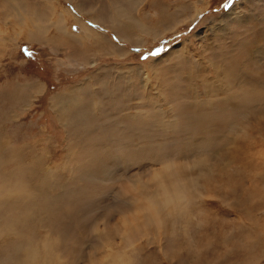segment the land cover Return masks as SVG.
I'll use <instances>...</instances> for the list:
<instances>
[{
	"label": "rangeland",
	"instance_id": "1",
	"mask_svg": "<svg viewBox=\"0 0 264 264\" xmlns=\"http://www.w3.org/2000/svg\"><path fill=\"white\" fill-rule=\"evenodd\" d=\"M1 150L0 264H264V0H0Z\"/></svg>",
	"mask_w": 264,
	"mask_h": 264
},
{
	"label": "bare ground",
	"instance_id": "2",
	"mask_svg": "<svg viewBox=\"0 0 264 264\" xmlns=\"http://www.w3.org/2000/svg\"><path fill=\"white\" fill-rule=\"evenodd\" d=\"M183 9V8H182ZM181 9V10H182ZM163 10V9H162ZM185 10V9H184ZM183 11V10H182ZM186 11V10H185ZM197 12V14H198V12L199 11H196ZM161 15V14H160ZM125 16V15H124ZM161 16H163L166 20L167 19H169L170 18V15H161ZM160 16V17H161ZM172 17H174V15H172ZM118 19V18H117ZM62 18L56 23V26L57 27H59V28H61V30H63L64 32H65V34L67 35V37L69 38V39H74V37L71 35V33H68L67 31H66V29L62 26ZM77 20V19H76ZM84 20V19H83ZM96 21H99V20H97V19H95ZM173 20H175V19H173ZM172 20V21H173ZM184 20V19H183ZM172 21H169L170 23L172 22ZM181 21H182V19H181ZM77 22H80V23H83V21H81L80 19H78L77 20ZM169 23V24H170ZM178 23H180V22H178ZM135 24H136V26H135ZM109 26H107L109 29H111V30H113L118 36H120V37H122V38H127L128 36H130V34H129V30H130V28L132 27V26H134V29H136V30H139V31H141V32H143V33H145V34H150L151 36H153L154 38H156L157 36H159V35H154V34H152V32L150 31V29L146 26V24L144 23V22H140V23H138L137 22V20L136 19H134V18H130V19H128V21H123V20H116V21H111L109 24H108ZM180 25V24H179ZM159 27V26H158ZM170 26H167V28H169ZM137 32V31H136ZM129 34V35H128ZM129 38V37H128ZM102 39H104V38H102ZM78 40H80L81 41V39H79L78 38ZM127 40V39H126ZM76 41V40H75ZM232 61V60H231ZM233 62V61H232ZM234 63V62H233ZM233 69V68H232ZM228 71V70H227ZM63 97V96H62ZM66 99V98H65ZM66 101V100H65ZM222 107V106H221ZM220 108V107H219ZM223 108V107H222ZM228 108V107H227ZM221 109V108H220ZM222 111H223V109H222ZM209 114V113H208ZM206 116V114H204V115H202L201 117H200V113L198 114V113H194L193 114V116L190 118V119H193V121L194 120H198L197 121V123L201 126V124L203 123V121H205V119L207 118V117H205ZM219 116V115H218ZM208 118H210V114H209V117ZM184 120V119H183ZM209 120H211L212 122L211 123H213V120L212 119H209ZM208 120V121H209ZM191 121V120H190ZM192 121V122H193ZM205 123V122H204ZM210 123V124H211ZM209 124V123H208ZM209 124V125H210ZM195 125V124H194ZM199 126V127H200ZM203 126H204V128H205V124L204 125H202V127H200V129L201 128H203ZM207 126V125H206ZM167 127H169V126H167ZM214 127V126H213ZM212 127V128H213ZM202 129L201 131H203V130H207L209 133L211 132V130H209L208 129V127H206L205 129ZM199 129V130H200ZM1 148H4L3 146H1ZM5 151V150H4ZM7 151V150H6ZM5 151V152H6ZM2 152V150L0 151V153ZM8 152V151H7ZM4 152H2V154H3ZM12 155H14V152L13 151H11L10 152ZM5 154V153H4ZM2 156V155H1ZM4 156V155H3ZM6 156H8L7 154H6ZM16 157V156H15ZM20 158V157H19ZM2 159H4V158H2ZM1 159V160H2ZM99 159V158H98ZM5 160V159H4ZM97 160V158L94 160V161H92L93 163H95L96 164V161ZM102 160V159H101ZM17 162V161H16ZM4 163H5V161H4ZM8 163V162H7ZM95 164H91V165H95ZM100 164H101V162H100ZM102 164H103V161H102ZM101 164V165H102ZM26 165V164H25ZM98 165V164H97ZM97 165H95L96 167H97ZM100 165V166H101ZM104 165V164H103ZM106 165V164H105ZM105 165H104V167H105ZM12 166V165H11ZM15 166V165H14ZM13 166V167H14ZM99 166V165H98ZM0 167H1V165H0ZM9 167V166H8ZM96 167L94 168V169H96ZM103 167V166H102ZM102 167H100V168H102ZM107 167V166H106ZM37 168V167H36ZM35 168V169H36ZM92 169H93V167H91ZM99 167H98V169H100ZM15 169H18V168H15ZM93 169V170H94ZM105 169V168H104ZM104 169H100V171H103ZM6 170V169H5ZM9 170H10V167H9ZM29 170H32V168L30 167V168H28V171ZM37 170H38V168H37ZM36 170V171H37ZM11 171V170H10ZM12 171H13V169H12ZM16 171V170H15ZM84 171V170H83ZM96 173H98L96 170H94ZM99 171V172H100ZM1 172V171H0ZM21 172H22V170H21ZM24 172L25 171H23V174H19L20 173V171H19V173L18 174H12V175H10V173H9V175H10V177L8 178L9 180H10V182L12 183V186L14 187V188H12V187H10V189L11 190H9V189H7L9 186H8V182H5V181H2V179H3V177H5V176H3V174L1 175V177H2V179L0 178V189H3V188H5V189H7L8 191H10V193H11V196H13L12 198H13V202L15 203V205L16 206H18L16 203H18L19 201L20 202H22L21 203V205H20V208H19V206H18V211H19V214H17V215H20V216H24V217H28L30 214H32V212H34V210H36V208L37 207H35V205L36 206H38L39 205V201H43V203L45 204V205H47L46 203H48L49 201H50V199H52L53 200V198H55L56 196L55 195H57V194H59V188H58V185L56 184V183H54L53 182V180H52V176L50 175V174H43V175H36V174H34V176L31 174V175H29V174H24ZM30 172V171H29ZM29 172H26V173H29ZM2 173V172H1ZM88 173V172H87ZM90 173H93V171H91ZM5 174V173H4ZM6 174H8L7 173V171H6ZM5 174V175H6ZM6 176H8V175H6ZM7 180V179H6ZM2 181V182H1ZM9 182V183H10ZM5 185H7L6 187H5ZM3 187V188H2ZM6 190V191H7ZM4 193H6L7 194V192H4ZM5 194V195H6ZM60 196V195H59ZM58 196V197H59ZM64 196V195H63ZM58 197H57V199H58ZM167 197V196H166ZM40 198H42V200L40 199ZM60 198V197H59ZM181 198V195H180V193L179 192H174V196H171V198L169 199V201L170 200H174V201H177V200H179ZM5 199H6V197H5ZM9 199V198H8ZM61 199H64L63 197L61 198ZM10 200V199H9ZM8 200V201H9ZM56 200V199H55ZM1 201V200H0ZM6 201V200H5ZM57 201V200H56ZM63 201V200H62ZM65 201V200H64ZM66 201H67V198H66ZM153 201V200H152ZM2 202V201H1ZM7 202V201H6ZM8 203V202H7ZM14 203H13V205H14ZM42 203V202H41ZM179 203V202H178ZM2 203H0V205H1ZM52 204V203H51ZM159 204V203H158ZM5 205V204H4ZM12 205V206H13ZM153 205V204H152ZM7 206V205H6ZM11 206V207H12ZM14 207V210L17 208V207ZM48 206V205H47ZM53 206V205H52ZM55 206V205H54ZM53 206V207H54ZM1 207H4V206H2L1 205ZM0 207V208H1ZM45 207V206H44ZM63 207H65V206H63ZM63 207H61V208H63ZM2 210H3V208H1ZM55 209V208H54ZM53 209V210H54ZM66 208H63V209H60V212H61V210H62V214H60L63 218H65V219H67V217H69V218H71V213L69 214L68 213V211H69V209L67 208V210H65ZM45 210H46V208H45ZM157 210V209H156ZM7 211V210H6ZM10 211H12V208H11V210ZM48 211V210H47ZM59 211V210H58ZM71 211V210H70ZM15 212V211H14ZM14 212H12V213H14ZM17 212V211H16ZM45 212V211H44ZM43 212V213H44ZM56 212L57 211H55V214H56ZM8 213H10V212H8ZM7 213V214H8ZM52 213H54V212H52ZM0 214H3L2 212H0ZM40 214V213H39ZM54 214V215H55ZM69 214V215H68ZM48 215V214H47ZM49 215H50V213H49ZM59 215V214H58ZM73 215H74V212H73ZM8 216V215H7ZM14 216H16V214H14ZM51 216V215H50ZM53 216V215H52ZM57 216V215H56ZM55 217V216H54ZM58 217V216H57ZM7 217H5V219H6ZM12 218V217H11ZM16 218H18V217H16ZM56 218V217H55ZM61 218V217H60ZM62 218V220H64ZM12 219H14V217L12 218ZM52 219V218H51ZM54 219V218H53ZM3 220H4V218H3ZM18 220H20V219H18ZM17 220V221H18ZM61 220V221H62ZM58 221H60V220H58ZM58 221H55V222H58ZM11 222V221H10ZM9 223V222H8ZM33 223V222H32ZM54 223V222H53ZM65 223V222H64ZM67 223V222H66ZM13 224H15L14 223V221H13V223H12V225ZM17 224V223H16ZM56 224V223H55ZM57 224H61V223H57ZM57 224H56V228H57ZM11 225V226H12ZM51 225H53V224H51ZM64 225H66V224H64ZM10 226V227H11ZM13 226H15V225H13ZM12 226V227H13ZM54 226V225H53ZM61 226H63V225H61ZM61 226H59L58 225V227L59 228H61ZM31 227H33V226H31ZM66 227V226H65ZM30 228V227H29ZM53 228V227H52ZM51 228V229H52ZM55 228V226H54V228L53 229H56ZM8 229V228H7ZM19 229V228H18ZM52 229V230H53ZM10 230H11V228H10ZM13 230V229H12ZM32 230V229H31ZM58 230V229H57ZM17 231V230H16ZM54 232H55V234H58L57 233V231H55V230H53ZM12 232H15V231H12ZM62 232V231H61ZM22 233H24V232H22ZM11 233L9 232V234L8 235H10ZM16 234H18L17 232L15 233V235ZM21 234V233H20ZM19 234V235H20ZM59 234H61V233H59ZM14 235V236H15ZM26 235H28V234H26ZM26 235H24V236H26ZM7 236V235H6ZM24 236H22V237H24ZM26 237H29V236H26ZM9 238V237H8ZM16 238V237H15ZM26 239V238H25ZM24 239V240H25ZM54 243H55V241H54ZM53 241H46V247H47V249H49V248H52V247H54V246H52L53 244ZM50 244H52V245H50ZM55 245V244H54ZM18 246V245H17ZM20 249H21V247H19ZM17 249V248H16ZM15 249V252L17 251V250H19V249H17L16 250ZM27 250V249H26ZM18 252V251H17ZM16 252V253H17ZM21 251H19V253H20ZM15 253V254H16ZM18 253V254H19ZM23 253V252H22ZM17 255V254H16ZM23 255V254H22ZM21 255V256H22ZM16 258H17V256H16ZM15 258V259H16ZM18 258H20V257H18ZM23 258V264H35L36 262H39L40 260H43V256L39 253V249L38 248H30L29 249V251L27 252V251H25L24 252V256L22 257ZM12 259H13V255H12ZM14 259V260H15ZM46 259L47 260H51L52 259V257H51V255H48L47 257H46ZM42 263H44V261H42ZM57 264H58V262H57Z\"/></svg>",
	"mask_w": 264,
	"mask_h": 264
},
{
	"label": "snow or ice",
	"instance_id": "3",
	"mask_svg": "<svg viewBox=\"0 0 264 264\" xmlns=\"http://www.w3.org/2000/svg\"><path fill=\"white\" fill-rule=\"evenodd\" d=\"M137 51H139V50H137ZM158 55H160V51L159 50H157L154 53H151L150 56H148V57H144V59L147 60V59H149V58H151L153 56H158Z\"/></svg>",
	"mask_w": 264,
	"mask_h": 264
}]
</instances>
